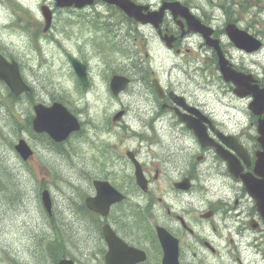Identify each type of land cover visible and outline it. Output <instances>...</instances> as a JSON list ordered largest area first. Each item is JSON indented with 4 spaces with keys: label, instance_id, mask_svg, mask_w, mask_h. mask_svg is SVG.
<instances>
[{
    "label": "rangeland",
    "instance_id": "rangeland-1",
    "mask_svg": "<svg viewBox=\"0 0 264 264\" xmlns=\"http://www.w3.org/2000/svg\"><path fill=\"white\" fill-rule=\"evenodd\" d=\"M42 1L50 2L0 0V49L18 62L23 78L32 88L29 96L15 100L9 98L4 84L0 86V264H54L51 246L83 264H101L93 227L96 221L79 207H71L70 200L82 199L91 180L107 173V169L122 173V166L114 163L109 154L113 144L117 154L121 150L124 155L126 149H132L144 162L156 161L153 156L158 152L156 145L145 148L144 142L132 135L143 128L147 106L138 76L132 77L117 97L107 91L110 75L123 59L127 61L128 55L135 52L139 58L144 54L143 64L151 70L149 80L155 76L173 84L177 91L191 90L193 102L223 128L232 129L236 124L248 143L252 141L250 136L256 135V117L247 108L251 98L233 93V85L222 79L198 35L186 37L180 46L183 53L175 54L167 50L152 29L130 26L118 10H113V20L109 21L102 13L91 12L85 17L78 12L57 11L52 29L42 35ZM135 1L153 5L159 2ZM178 1L214 28L223 29L226 21L233 19L237 26L262 40L260 50L245 53L230 44L224 34L220 37L230 61L252 73L264 86V0ZM99 10L106 11L102 6ZM105 21L106 28L100 25ZM120 38L128 45L127 56L112 53L111 45ZM65 52L87 62V86L79 83L66 62ZM55 100L82 122L80 132L71 134L60 146L26 129L30 105ZM120 108H127V114L118 126L111 127L109 119ZM169 134L168 130L163 132V139ZM19 137L34 149L33 157L23 164L12 149ZM173 144L167 143L171 148ZM126 173H130L128 165ZM42 187L51 194L52 218L41 205ZM137 198L135 195L128 199L130 232L137 245L150 247L151 259L145 264H154L157 256L154 237L148 235L150 224L144 228L134 215L133 205L140 207ZM153 218L157 220L156 215Z\"/></svg>",
    "mask_w": 264,
    "mask_h": 264
},
{
    "label": "flooded vegetation",
    "instance_id": "flooded-vegetation-1",
    "mask_svg": "<svg viewBox=\"0 0 264 264\" xmlns=\"http://www.w3.org/2000/svg\"><path fill=\"white\" fill-rule=\"evenodd\" d=\"M99 6L105 8L106 11H101L105 15H113L114 8L104 1L94 0L83 11L91 9L96 13ZM158 7L150 5L149 9ZM167 15L168 12L163 14L154 32L159 40L170 42L169 50L182 54V41L193 34L183 20L172 16L169 19ZM222 35L223 29L214 28L213 36L219 38L223 53L228 55L220 39ZM207 52H210L209 60L214 58L213 50L207 48ZM64 57L68 59L67 52ZM122 65L124 71L132 70L131 57ZM145 75H148L146 71ZM158 80L159 92L152 79L138 81L147 106L143 128L132 135L139 137L145 148L158 147L153 156L156 161L149 162L142 161L131 150L141 165L143 187L136 183L126 150L124 155L121 150L117 154L116 144L112 146V160L122 166V173L108 169L94 178L107 181L124 196L123 200L111 203L104 215L89 212L97 221L98 260L104 264L107 251L102 234L104 225L127 245H135L128 221L131 216L128 199L137 195L140 207L135 205L139 210L134 214L144 215L146 222H152L154 228H164L176 240L179 264H264V154L260 152L256 135H251L252 141L248 143L236 124L232 129L223 128L193 102L191 90L177 91L170 82ZM122 109L126 116L127 108ZM191 124L202 127L205 133L202 141L195 136ZM166 130L172 135L164 140ZM170 141L174 143L172 148L167 145ZM258 154L262 163L255 167ZM227 160L234 164L233 170ZM127 165L130 173H126ZM95 193L93 186L86 190V196ZM75 200L70 202L71 207L85 210L84 200ZM154 242L157 264H161L163 253L157 236ZM145 252L148 254V250Z\"/></svg>",
    "mask_w": 264,
    "mask_h": 264
},
{
    "label": "water",
    "instance_id": "water-1",
    "mask_svg": "<svg viewBox=\"0 0 264 264\" xmlns=\"http://www.w3.org/2000/svg\"><path fill=\"white\" fill-rule=\"evenodd\" d=\"M110 3L117 5L120 9H122L127 15L133 16L135 19L140 20L141 22H151L156 25V21L160 19L161 12L164 8L168 7L172 9L175 14H179L182 16L188 28L194 32H198L205 39V43L211 47H213L217 53L218 66L219 71L221 72L223 79L226 81H231L236 87L234 92L238 96H246L251 95L252 101L249 103L248 108L252 111V113L256 115H262V117L258 118L257 121V132H258V141L262 147V153H264V88H259L257 84H251L254 80L249 76L245 75L241 72H237L234 70L228 61L223 56L221 49L219 47V41L217 38H213L211 36L212 29L206 25H204L195 15H193L189 9L185 6H181L179 2H173L171 4H163L158 13H151L147 15H143L141 13L142 9H146V6L136 5L131 0H106ZM91 0H56V4L59 6L63 5H71L74 3L75 6L81 7L86 3H90ZM176 10V11H174ZM43 15L46 19V26L50 20V13L44 11L42 9ZM158 17V18H157ZM232 28V29H231ZM227 35L229 39L233 42V44L240 49H243L247 52L256 50L260 46V42L248 35L246 32L236 29L233 26L226 27ZM72 66L74 68L75 73L80 78L82 83L86 84V77L84 66L77 63L76 61L71 59ZM0 79H2L10 90L18 94L24 90H28V87L23 83L21 77L18 72V68L14 62L7 63L0 56ZM128 82V79L123 76H113L110 81V89L114 95L118 93L121 89L124 88L125 84ZM35 117L33 119V127L36 131H45L47 132L54 140L62 141L65 139L68 134L78 129V124L71 116L66 109L57 102L52 103L51 106H44L42 104H37L34 106ZM122 112H118L113 120L119 119ZM200 138V136H199ZM15 149L20 153L22 158L26 159L31 151L27 147L24 141L20 140L17 145H15ZM133 163L135 164V175L136 180L139 184H141V173L139 171V164L133 159ZM259 163H262V159L260 156L256 161V166H259ZM99 182L95 181V186H98ZM42 199L46 209L50 210V201L49 196L46 190L42 192ZM115 199L111 200L113 202ZM97 197L95 198H87L86 203L87 206L92 210L96 209ZM108 202H105V205H108ZM104 237L107 243L110 246V249H115L117 252L124 250L128 252V258L125 264L134 263L138 260H142L144 258L143 253L137 252L130 247H123V243L119 241L117 237L113 235V233L109 232V230L103 231ZM157 235L162 242L164 257L162 260V264H177L176 262V244L170 243V235H168L163 229H157ZM128 250V251H127ZM111 253L110 251L106 254V264H112ZM57 264H74L72 260L68 259H60Z\"/></svg>",
    "mask_w": 264,
    "mask_h": 264
},
{
    "label": "trees",
    "instance_id": "trees-1",
    "mask_svg": "<svg viewBox=\"0 0 264 264\" xmlns=\"http://www.w3.org/2000/svg\"><path fill=\"white\" fill-rule=\"evenodd\" d=\"M52 248L49 250V252L51 253V257H52V262L53 263H55L56 262V260L60 257V256H62L63 254V251L61 250H59V248L58 247H54V246H51ZM60 249H61V247H60Z\"/></svg>",
    "mask_w": 264,
    "mask_h": 264
}]
</instances>
